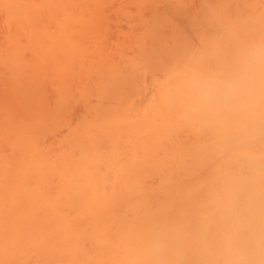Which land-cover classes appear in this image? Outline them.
Segmentation results:
<instances>
[{
	"label": "bare ground",
	"instance_id": "obj_1",
	"mask_svg": "<svg viewBox=\"0 0 264 264\" xmlns=\"http://www.w3.org/2000/svg\"><path fill=\"white\" fill-rule=\"evenodd\" d=\"M193 1L0 0V264H264V0Z\"/></svg>",
	"mask_w": 264,
	"mask_h": 264
},
{
	"label": "rangeland",
	"instance_id": "obj_2",
	"mask_svg": "<svg viewBox=\"0 0 264 264\" xmlns=\"http://www.w3.org/2000/svg\"><path fill=\"white\" fill-rule=\"evenodd\" d=\"M197 1H198V0H197ZM197 1L195 0V1H193V2L195 3V2H197ZM193 5H194V4H193ZM195 5H196V4H195ZM195 5H194V7H198V6H199L198 4H197L196 6H195ZM198 8H200V6H199ZM198 8H197V9H198ZM111 12H112V11H105V13H104V18H106L105 15H106L107 17L114 18L116 15L114 16L113 13H111ZM110 18H109V19H110ZM107 19H108V18H107ZM109 19H108V21H107L108 24H109V22H110L111 24H113L112 27H114L113 20H110V21H109ZM115 19H116V18H115ZM103 20H104V19H103ZM111 21H112V22H111ZM114 21H116V20H114ZM117 21H118V19H117ZM120 22H121V23H120ZM120 22L118 21V24H117V25H119V23H120V25H119L118 28L122 27V23H124L123 21H120ZM105 24H106V21H104V25H105ZM106 25H107V24H106ZM109 25H110V24H109ZM124 25H125V23H124ZM102 26H103V23H102ZM107 26H108V25H107ZM115 26H116V24H115ZM103 27H104V26H103ZM103 27H102V28H103ZM105 27H106V26H105ZM105 27H104V29L101 28V30L98 29V31H100L101 34H102V30H103V32H105V33L107 32L106 35H108V37H106V38H109V39H110L109 34H112V35H111V38H112V36L114 35L113 32H112V33H111V32H108L109 29H110V31H111V28H112L111 25L108 26V27H109L108 29L105 28ZM116 27H117V26H116ZM123 27L125 28L126 25L123 26ZM118 28H117V29H118ZM105 29H107V31H104ZM115 29H116V28H114V29L112 28V31H114ZM117 29H116V30H117ZM120 29L122 30V28H120ZM116 30H115L114 32L118 34V31H116ZM124 30H125V29H124ZM103 34H104V33H103ZM0 35L2 36V35H4V33L1 34V31H0ZM104 35H105V34H104ZM100 36H101V35H100ZM115 36H116V34H115ZM102 37H104V36H102ZM113 37H114V36H113ZM0 38H1V39H0V43L2 44V46H3L4 48H7V49L10 48V49H11V48L14 46V42H9V43H8V42H6V40H4V39H5L4 37H0ZM114 38H115V37H114ZM109 39H108V40H109ZM115 39H116V38H115ZM110 40H111V39H110ZM110 40H109V41H110ZM112 41L114 42V40H112ZM112 41H110V42H112ZM108 44H110V43H108ZM25 53H26V52H25ZM27 53H28V52H27ZM27 53H26V54H27ZM28 54H29V53H28ZM25 56H26V55H25ZM27 57H28V55H27ZM1 69H2V68H1ZM0 71H1V70H0Z\"/></svg>",
	"mask_w": 264,
	"mask_h": 264
},
{
	"label": "clouds",
	"instance_id": "obj_3",
	"mask_svg": "<svg viewBox=\"0 0 264 264\" xmlns=\"http://www.w3.org/2000/svg\"><path fill=\"white\" fill-rule=\"evenodd\" d=\"M250 59L257 63H264V51L261 50H255L252 53H250ZM246 86V80L244 77H241L239 80L233 82L231 87L242 90Z\"/></svg>",
	"mask_w": 264,
	"mask_h": 264
}]
</instances>
